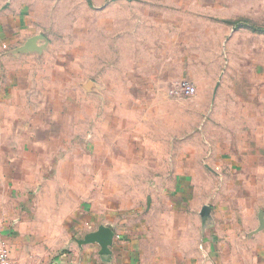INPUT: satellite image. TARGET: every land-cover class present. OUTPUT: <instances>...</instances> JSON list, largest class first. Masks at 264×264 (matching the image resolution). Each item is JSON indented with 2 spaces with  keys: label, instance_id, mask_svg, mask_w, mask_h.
I'll use <instances>...</instances> for the list:
<instances>
[{
  "label": "rangeland",
  "instance_id": "1",
  "mask_svg": "<svg viewBox=\"0 0 264 264\" xmlns=\"http://www.w3.org/2000/svg\"><path fill=\"white\" fill-rule=\"evenodd\" d=\"M6 4L15 8L8 16L23 10L24 37L49 41L42 56L22 62L23 87L14 90L21 91L17 112L28 127L20 131L12 122L0 130V143L11 131L14 144L28 142L29 201L50 202L53 192L110 222H142L152 241L147 255L167 258L164 222L178 213L176 189L187 184L188 219L203 204L215 207L225 264H256L264 234L247 233L258 228L264 185L245 177L244 146L217 138L227 134L217 128L225 127L229 99L221 95L216 105L214 91L242 90L243 79L260 91L264 0H0ZM239 20L260 32L232 23ZM90 79L104 91L102 101L85 95ZM13 167L0 161L1 172ZM46 228L61 238L59 227ZM77 233L78 241L84 231Z\"/></svg>",
  "mask_w": 264,
  "mask_h": 264
},
{
  "label": "crops",
  "instance_id": "2",
  "mask_svg": "<svg viewBox=\"0 0 264 264\" xmlns=\"http://www.w3.org/2000/svg\"><path fill=\"white\" fill-rule=\"evenodd\" d=\"M17 8L19 10V6ZM13 9H15L13 5L9 4L0 6V130L6 127L11 130L10 124L14 122L21 131L26 129L27 119L26 117L23 119L21 114L18 115L17 106L21 111L22 107L21 102L16 101L15 94L21 91L14 90L23 87L22 62L31 54L42 56L48 47L42 54L13 53V50L32 37L25 36L26 39L20 43V39H24V34H27L19 20L23 18V10L18 11L15 16H8L6 13ZM41 43L42 41L38 42ZM242 85V90L214 91L215 98L225 95L229 99L228 104L224 106L228 116L226 128L224 124L217 128L226 129L227 134L221 133L217 138L226 140L222 143L228 146H244L245 177L260 178L261 184L264 185V77L259 92L254 91L251 80L243 79ZM84 89L91 102L92 98H99L102 101L105 97L104 91L98 89L97 83L91 79L84 84ZM23 103L26 104L25 101ZM215 104H221V101L218 99ZM215 120L220 121L216 117ZM202 129L207 130L205 127ZM7 136L9 139H3L0 143L3 147L0 161L14 162V167L13 170L0 171V185L3 186V191L0 190V241L7 246L12 264H225L227 251L219 244L220 233L218 235L215 229L218 225V221L215 220V207L203 204L195 209V219H188L192 205L187 200L189 196L187 184L176 189L177 195L184 197L179 199L178 213L170 220L169 226L164 222L165 241L171 242L169 256L166 258L160 251L155 257L152 254L148 256L147 248L152 245V241L149 240L146 224L142 222L136 224L134 221H125L118 217L112 218L110 222L102 214L95 215L91 212L89 206L75 202L71 204L66 200L58 201L53 192L51 198H47L50 202L29 201L26 181L28 166L25 164L29 158L28 142L25 140L21 143L19 140L18 144H14L10 139L12 131L11 134L8 132ZM203 136L209 144L206 134ZM12 148L15 153H12ZM6 150L9 151L7 155ZM32 157L38 161L37 158L40 156ZM233 157L235 155L231 157L229 154L228 161ZM208 168L213 171L212 168ZM249 188L252 189L250 185ZM41 192L42 188L39 191L35 190L36 200ZM205 205L211 207V219L203 229L201 212ZM43 210L47 212L49 210L51 216L49 218L45 216ZM261 210L264 211V208L258 211ZM44 224L59 227V231H62L61 238L53 236L57 229L54 231L52 228H46V232H53L51 235L46 233ZM102 224L112 228L115 233L110 254H103L98 243L80 245L74 240V237L80 234L77 232L84 231L82 236L84 237L85 234L96 231ZM256 230L247 233L248 239L257 234L263 238L264 229L255 232ZM254 260L256 264H264V247L261 255H256ZM249 264L253 263L249 261Z\"/></svg>",
  "mask_w": 264,
  "mask_h": 264
},
{
  "label": "water",
  "instance_id": "3",
  "mask_svg": "<svg viewBox=\"0 0 264 264\" xmlns=\"http://www.w3.org/2000/svg\"><path fill=\"white\" fill-rule=\"evenodd\" d=\"M39 41H42V43L38 44ZM48 44L49 41L46 39V37L43 34H37L28 38L23 45L13 50V53L23 54L29 52H37L39 54H42L44 50L48 47ZM210 212H211V207L205 205L201 212L203 229L207 227L208 221L211 219ZM258 219H259V227L255 232L264 229V211L261 210L259 212ZM114 235L115 233L112 228L102 224L99 226V228L96 231L85 234L82 239L78 240V243L80 245L89 244V243H98L101 246V252L103 254H110L111 253L110 246L113 243Z\"/></svg>",
  "mask_w": 264,
  "mask_h": 264
},
{
  "label": "built area",
  "instance_id": "4",
  "mask_svg": "<svg viewBox=\"0 0 264 264\" xmlns=\"http://www.w3.org/2000/svg\"><path fill=\"white\" fill-rule=\"evenodd\" d=\"M183 88L188 94H193L195 92V87L187 82L183 83ZM0 264H12L9 257L8 248L2 241H0Z\"/></svg>",
  "mask_w": 264,
  "mask_h": 264
},
{
  "label": "trees",
  "instance_id": "5",
  "mask_svg": "<svg viewBox=\"0 0 264 264\" xmlns=\"http://www.w3.org/2000/svg\"><path fill=\"white\" fill-rule=\"evenodd\" d=\"M232 23H233L234 25L242 26V27H248V26H249V28L251 27L250 29L254 30L255 32H260V27H257V26H255L254 24L249 25L250 22H248L247 24H243L244 21H243V20H239V21H233ZM241 23H242V25H240Z\"/></svg>",
  "mask_w": 264,
  "mask_h": 264
}]
</instances>
